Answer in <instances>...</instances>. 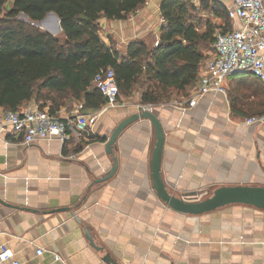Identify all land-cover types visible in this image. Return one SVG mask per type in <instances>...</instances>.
Listing matches in <instances>:
<instances>
[{
    "label": "crops",
    "instance_id": "1",
    "mask_svg": "<svg viewBox=\"0 0 264 264\" xmlns=\"http://www.w3.org/2000/svg\"><path fill=\"white\" fill-rule=\"evenodd\" d=\"M161 1L147 0L126 20L106 19L100 38L120 53L133 41L156 48L164 26ZM189 1L201 17L202 0ZM209 1L225 8L229 3ZM47 15L40 29L64 40L57 16ZM210 16L222 30L223 22ZM211 54L212 49L203 51L197 80ZM195 87L187 97L152 106L164 131L160 171L167 191L201 199L221 187H264V122L246 124L264 116L262 82L249 73H234L225 80V94H207L194 108H181ZM79 104L66 103L56 116L73 119ZM138 104L136 92L119 97L115 107L105 103L97 110L83 109L88 132L78 137L68 129L63 144L50 140L24 146L22 136L0 132V245L22 264H59L54 255L64 264H108L105 256L112 264H264V211L236 205L190 216L157 198L150 177L154 132L146 120L118 137L113 151L117 171L97 183L113 166L105 151L111 133L138 112ZM35 106L31 101L21 109ZM4 113L0 108V118ZM71 155L75 158L67 159ZM36 248L44 250L39 259Z\"/></svg>",
    "mask_w": 264,
    "mask_h": 264
},
{
    "label": "trees",
    "instance_id": "2",
    "mask_svg": "<svg viewBox=\"0 0 264 264\" xmlns=\"http://www.w3.org/2000/svg\"><path fill=\"white\" fill-rule=\"evenodd\" d=\"M146 1L0 0V108L18 112L34 101L56 115L66 103L78 101L84 110H97L106 99L94 79L107 69L114 73L119 97L138 92L140 105L187 97L217 29L189 0L161 1L164 26L156 48L133 41L120 53L100 38V19L126 20ZM200 7L223 22V33L232 29L220 3L202 0ZM49 13L59 19L64 40L33 25Z\"/></svg>",
    "mask_w": 264,
    "mask_h": 264
},
{
    "label": "built area",
    "instance_id": "3",
    "mask_svg": "<svg viewBox=\"0 0 264 264\" xmlns=\"http://www.w3.org/2000/svg\"><path fill=\"white\" fill-rule=\"evenodd\" d=\"M226 13L232 22V29L214 34L211 57L205 64L202 75L196 82L186 106L194 108L200 98L207 94H225V80L234 73H249L264 85V0H228ZM94 84L105 97L109 107L118 105V87L111 69L100 71ZM184 103V104H185ZM181 104V103H180ZM137 111L151 112V105L136 106ZM82 104L77 106V115L73 119L61 120L49 113L48 108L40 109L37 105L20 109L18 112H7L0 118V132H9L13 136H22V144L30 146L41 141L57 140L62 144L68 140L67 130L71 129L78 137L88 132L89 118L80 113ZM97 116H94L96 119ZM263 117L250 118L246 124L263 123ZM73 127V128H72ZM75 155L67 157L74 159ZM44 250L36 248L34 256L39 259ZM53 261L64 264L58 255ZM1 264H22L15 259L14 253L6 245H0ZM29 264H40L38 261Z\"/></svg>",
    "mask_w": 264,
    "mask_h": 264
},
{
    "label": "water",
    "instance_id": "4",
    "mask_svg": "<svg viewBox=\"0 0 264 264\" xmlns=\"http://www.w3.org/2000/svg\"><path fill=\"white\" fill-rule=\"evenodd\" d=\"M47 18L48 15L42 21L33 25L42 28ZM20 19L25 20L27 19V17L21 14ZM27 22L29 21L27 20ZM105 22V18H102L98 21V24L101 29H104ZM59 30L60 28L57 27V32ZM139 120L148 121L154 132V144L150 160V177L152 181L153 190L155 191L157 198L172 211L184 215L199 216L213 212L226 206L236 205L247 206L264 211V187H221L213 191L204 199H199L198 195L194 193L183 194L180 197H175L170 194L162 181L160 171L162 151L164 146V131L158 118L152 112L149 111L136 112L122 120L115 127L109 137V140L105 145L106 154L112 156L113 166L106 176H104L100 180H97V183L108 181L115 175L118 168L117 159L113 156L116 141L124 130H126L129 126L138 122ZM85 236L89 241L91 247L95 250H98L95 247L93 240L87 231H85ZM104 261L108 264H112V262L108 260L107 256H105Z\"/></svg>",
    "mask_w": 264,
    "mask_h": 264
},
{
    "label": "rangeland",
    "instance_id": "5",
    "mask_svg": "<svg viewBox=\"0 0 264 264\" xmlns=\"http://www.w3.org/2000/svg\"><path fill=\"white\" fill-rule=\"evenodd\" d=\"M201 18H202V20H210L211 22H214V19H212L211 18V16H210V14H208V13H204V14H202V16H201ZM25 21H27V19H25ZM217 26V25H216ZM220 28H218L217 27V29L215 30V33L216 32H219V31H221V30H219ZM208 195H210V193L208 194ZM207 195V196H208ZM206 196H204V197H202L201 199H204Z\"/></svg>",
    "mask_w": 264,
    "mask_h": 264
}]
</instances>
